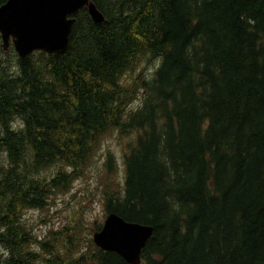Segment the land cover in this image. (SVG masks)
Wrapping results in <instances>:
<instances>
[{
    "label": "trees",
    "instance_id": "16d2710c",
    "mask_svg": "<svg viewBox=\"0 0 264 264\" xmlns=\"http://www.w3.org/2000/svg\"><path fill=\"white\" fill-rule=\"evenodd\" d=\"M92 1L106 21L82 8L61 54L0 35V264H129L95 244L54 261L23 215L115 130L131 141L105 210L154 227L141 264H264V0ZM145 59L137 93L121 78Z\"/></svg>",
    "mask_w": 264,
    "mask_h": 264
},
{
    "label": "rangeland",
    "instance_id": "374dc122",
    "mask_svg": "<svg viewBox=\"0 0 264 264\" xmlns=\"http://www.w3.org/2000/svg\"><path fill=\"white\" fill-rule=\"evenodd\" d=\"M160 59H145L132 70L127 71L121 78L122 83L129 87L136 83L137 93L140 92L142 80L151 77L154 70L159 66ZM129 102L132 108L141 103L140 93ZM18 122L14 125L17 128ZM130 135H119L115 130L107 135L93 156L81 169L80 176L74 175L67 190H56L51 194L47 206L43 209H26L23 215L29 227L35 234L34 248L43 254V242L58 248V252L50 259L64 260V256L81 251H93L92 240L96 225L102 227L106 218L104 193L111 187H121L125 180V153L129 149ZM109 154L114 157V166L109 170L107 163ZM116 168V171H114ZM58 169L51 167L47 172L51 174ZM68 228L67 239L64 229ZM94 229V231H91ZM68 240L76 243L71 246ZM93 246H92V245ZM4 252L0 247V254ZM49 257V255H48Z\"/></svg>",
    "mask_w": 264,
    "mask_h": 264
},
{
    "label": "water",
    "instance_id": "95a60500",
    "mask_svg": "<svg viewBox=\"0 0 264 264\" xmlns=\"http://www.w3.org/2000/svg\"><path fill=\"white\" fill-rule=\"evenodd\" d=\"M84 7L95 23L106 21L92 0H7L0 6L2 48L8 50L13 46L20 58L36 51L61 54L69 46L76 15ZM153 233L152 225L127 221L109 212L92 240L129 264H141L142 251Z\"/></svg>",
    "mask_w": 264,
    "mask_h": 264
},
{
    "label": "clouds",
    "instance_id": "9594fccd",
    "mask_svg": "<svg viewBox=\"0 0 264 264\" xmlns=\"http://www.w3.org/2000/svg\"><path fill=\"white\" fill-rule=\"evenodd\" d=\"M13 129L15 130V125H13Z\"/></svg>",
    "mask_w": 264,
    "mask_h": 264
}]
</instances>
